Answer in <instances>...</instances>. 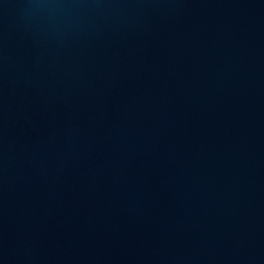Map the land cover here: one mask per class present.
<instances>
[{"label": "water", "instance_id": "water-1", "mask_svg": "<svg viewBox=\"0 0 264 264\" xmlns=\"http://www.w3.org/2000/svg\"><path fill=\"white\" fill-rule=\"evenodd\" d=\"M0 264H264V0H0Z\"/></svg>", "mask_w": 264, "mask_h": 264}]
</instances>
